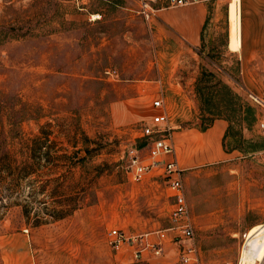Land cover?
<instances>
[{"label":"rangeland","instance_id":"1","mask_svg":"<svg viewBox=\"0 0 264 264\" xmlns=\"http://www.w3.org/2000/svg\"><path fill=\"white\" fill-rule=\"evenodd\" d=\"M213 1L204 56H180L154 37L136 0H0V264H182L192 242L172 230L175 192L151 175L136 183L129 169L132 150L147 155L158 98L172 142L174 132L228 122L226 150L238 159L182 180L193 221L232 208L235 196L246 203L239 233L195 230L194 240L201 264H240L264 225V62L241 70L224 52L231 0ZM172 79L195 94L167 100ZM112 229L150 234L162 255L115 262Z\"/></svg>","mask_w":264,"mask_h":264},{"label":"crops","instance_id":"2","mask_svg":"<svg viewBox=\"0 0 264 264\" xmlns=\"http://www.w3.org/2000/svg\"><path fill=\"white\" fill-rule=\"evenodd\" d=\"M232 1L228 4L229 30L228 39H226L223 50L226 54H232L237 57L239 69H250L252 62L255 60L264 62V0H240V46L235 51L231 47L230 12ZM214 6L215 1L213 0H200L197 3L186 6L166 7L158 12V17L149 25L155 29L154 37L160 40L161 45H166L170 54L181 56L186 50L191 49L196 55L201 56V53L205 54V49L209 44L207 30L210 24V17L214 15ZM163 84L167 85L169 92H171L167 94V100H170V96L175 99L184 98L187 92L195 94L194 84L192 85V90L189 91L190 88L188 85L186 86V82H180L179 79H172ZM176 106L178 105L176 104ZM155 111H157V115L163 112L162 110ZM227 128L228 122L218 119L206 130L191 129L187 132H174L173 144L176 150V160L181 170L186 172L211 166L218 162L237 160L240 155L237 149L226 150ZM164 160L166 162L171 161L172 157L167 156ZM230 172V177L233 178L236 171L231 169ZM149 175L156 179L152 183L153 185L158 184L160 179H165L160 176V173ZM147 176L143 182H145ZM148 179L150 180L151 178L149 177ZM221 188L217 187L215 192ZM234 198H237V196L233 197L232 208H226L220 204L215 209L199 214L194 219L196 231L203 229L216 231L218 234L208 236L211 239H214V236L225 238L228 235L237 234V221L243 215L246 203L244 202V205H242L237 200L234 202ZM227 223L232 224L222 227ZM224 232H227V234H224ZM209 233L212 234V232ZM130 257L134 259V252L127 250V252H118L113 255V260L115 262H123ZM151 257L152 255L149 251L143 252L140 261H150ZM136 261L139 262V260Z\"/></svg>","mask_w":264,"mask_h":264},{"label":"built area","instance_id":"3","mask_svg":"<svg viewBox=\"0 0 264 264\" xmlns=\"http://www.w3.org/2000/svg\"><path fill=\"white\" fill-rule=\"evenodd\" d=\"M200 0H137L139 14L147 23L153 22L158 17V12L166 7L186 6L197 3ZM107 75L113 76L115 72L106 71ZM153 107L162 110L161 114L154 116L149 126L143 130V138L151 139L147 149V155L142 157L137 150L131 151L129 165L130 174L136 183L144 181L145 177L152 173H160L169 183L175 194L171 220L175 225L172 229L181 238L192 243L183 252L180 260L182 264H201L198 248L195 246V225L191 218L190 209L186 200L184 184L182 180L183 171L176 160V150L172 139L167 136L172 131L170 115L166 111L163 98L153 102ZM259 128L264 130V117L259 121ZM160 136L159 138H155ZM171 156L172 160L166 162L164 159ZM108 243L115 252H122L126 246L134 250V259L140 260L143 252H150L156 257L162 255L161 243L151 241L150 234L127 233L121 229H112L108 234Z\"/></svg>","mask_w":264,"mask_h":264},{"label":"bare ground","instance_id":"4","mask_svg":"<svg viewBox=\"0 0 264 264\" xmlns=\"http://www.w3.org/2000/svg\"><path fill=\"white\" fill-rule=\"evenodd\" d=\"M240 0H233L230 12L231 47L237 50L240 46ZM264 264V225L258 226L254 235L244 247L240 264Z\"/></svg>","mask_w":264,"mask_h":264},{"label":"trees","instance_id":"5","mask_svg":"<svg viewBox=\"0 0 264 264\" xmlns=\"http://www.w3.org/2000/svg\"><path fill=\"white\" fill-rule=\"evenodd\" d=\"M201 56H204L203 53H201ZM207 76L214 77V74H213V73H209V72H207V71H204V77H207ZM218 85H219V83H218ZM199 86H200V85L198 84V87H197V93H198V94H200V93L204 90V88L202 89V88H200ZM224 89H227V87L224 86ZM208 101H209V100H208ZM208 103H209V102H208ZM213 121H214V120H212V122H213ZM211 125H212V124H210L208 127H205L204 130H206L207 128H209ZM32 152H33V154L37 153V149H32Z\"/></svg>","mask_w":264,"mask_h":264}]
</instances>
